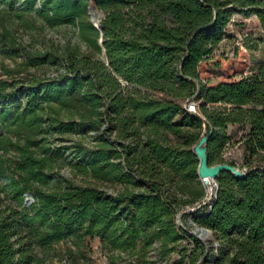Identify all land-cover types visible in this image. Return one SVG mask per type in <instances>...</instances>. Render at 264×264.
Masks as SVG:
<instances>
[{"label": "trees", "instance_id": "1", "mask_svg": "<svg viewBox=\"0 0 264 264\" xmlns=\"http://www.w3.org/2000/svg\"><path fill=\"white\" fill-rule=\"evenodd\" d=\"M17 1V16L76 24L81 40L94 53L104 47L106 58L75 44L63 53L59 78L32 74L27 82L17 78L23 68L3 66L0 264H53L54 243L78 235L132 254L158 241L162 256L191 239L171 264H264V62L249 72L245 53L231 58L219 45L237 12L264 23V0H94L104 11L101 31L86 20L89 0ZM14 2L0 0V11ZM0 37L23 49L25 67L48 53L59 59L27 50L4 23ZM189 98L197 112L182 105ZM229 123L247 128L239 139L243 174L221 170L212 204L193 216L219 243L206 254L203 241L178 227V213L204 197L192 149L202 136L208 166L235 164L223 154ZM76 129L98 131L96 146L78 143L82 168L119 181L117 192L75 184L55 169L61 151L45 134ZM54 180L64 185L49 189Z\"/></svg>", "mask_w": 264, "mask_h": 264}, {"label": "rangeland", "instance_id": "2", "mask_svg": "<svg viewBox=\"0 0 264 264\" xmlns=\"http://www.w3.org/2000/svg\"><path fill=\"white\" fill-rule=\"evenodd\" d=\"M92 1L94 3V0ZM20 3L21 1L15 0L11 10L0 11V32L4 23L20 45L27 50L51 53L53 51L55 53L53 55L59 56V59H54L48 53L45 55L46 58L43 62L25 67V65H22L26 57L23 49H16L4 44L0 37L1 77H6L3 73V66H9L23 68V72L17 78H23L26 82L32 74L42 78H59L66 70V61L63 53L67 47H74L75 44L78 45L81 51L93 53L95 57H101L102 52L94 53L93 47L88 46L87 43L81 40L76 24L65 22L55 26H43L39 21H34L35 13H27L19 17L16 15V7ZM96 8L101 12V17H103L104 11L98 7ZM86 20L92 22L88 13L86 14ZM224 38L220 44L221 50L225 51L229 57H236L237 59L240 58L242 53H245L250 66L249 72L258 63L264 62V23L256 14L235 13L226 27V36ZM98 42L101 44L99 39ZM148 91L155 96H165L158 90ZM192 100L189 98L182 100L181 103L185 106ZM61 117L67 120V111L62 112ZM246 129L242 125L228 124L227 132L230 133L231 138L225 146L223 154L226 160L234 161L235 164L232 165L228 162L220 164H225L239 172H243V168L240 166L243 156V145L239 139ZM97 133L98 131L94 130L80 131L79 129L63 134L48 132L45 134L47 137L45 141L52 149H60V155L54 160L55 169L68 176L73 183L95 185L108 192H117L122 187L119 181L113 178L95 177L90 172H85L82 168L84 158L79 151L78 143H82V145L87 147L96 146ZM63 185V181L54 180L49 189H58ZM209 202L210 200L202 208H198L194 212L204 211L206 209L205 206H209ZM191 205L194 206L196 203ZM184 209L186 207L182 210ZM193 221L201 225L194 219ZM177 225L183 230L186 228L192 229V226L188 223V215L185 213L178 216ZM136 244L138 247L142 245L139 241ZM184 245H187L188 248L191 247V239H182L165 256L159 254L158 241H154L144 254L141 252L132 254L131 249L117 248L112 243H109V246H105L99 237L78 235L54 243L53 264H143L144 261H148L149 264H171L178 258L181 247ZM208 262L209 259L203 260L200 264H208Z\"/></svg>", "mask_w": 264, "mask_h": 264}, {"label": "water", "instance_id": "3", "mask_svg": "<svg viewBox=\"0 0 264 264\" xmlns=\"http://www.w3.org/2000/svg\"><path fill=\"white\" fill-rule=\"evenodd\" d=\"M94 6H95V4H94ZM95 7H96V6H95ZM89 9H90V3H89L88 6H87V10H88L87 12H88V14L90 15V20H91L92 22H94L93 25H94L99 31H101V30H102V24H101V19H102V17L99 19L98 24H96L95 21L93 20V18L91 17V14H90ZM102 40H103V38L100 39V42H102ZM101 58H106V53H105V48H104V47L102 48ZM205 140H206V137H205V136H202V137L199 139V141H198V142L192 147V149H193V151L197 154V156H198V158H199V164H198L197 173H198L199 180L201 181L202 185H204V183H203V179H202V176H203V177H206L208 174H210V173L212 172V171H211L212 168L215 169V172H214V175H213V178H214V180H215V182H214V185H215V193H214V196L211 197L210 199H204V198H203L202 201L197 202L196 205L191 206V207H190V206H187L186 209L181 210V211L178 213V216L181 215L182 213H185V214L188 215V223L192 226V227H191L192 229H187V228H186V230H187L191 235L197 237V238L200 239V240H201V238H200L197 234H195L194 231H200V232H201L202 230H208V231H210L211 233H212V231H211L210 228H208V227H206V226L198 225V224H196V223L193 221V216H194V214H195L194 211L197 210V209H198L199 207H201L202 205L207 204L209 200H210V203L212 204L214 198H215L216 195H217V190H218V184H217V182H216V177H217V175H218L219 172H220L221 170H223V169L231 171V172H232L234 175H236V176H240V175L243 174V172H239L238 170H236V169H234V168H232V167H230V166H227V165H225V164L217 163V164H214V165L208 166V165L206 164V153H205V146H204V144H205ZM31 199H32V196H27V197L25 198L26 203L30 202ZM211 204H210V206H211ZM201 241H202V240H201ZM203 243L205 244V247H206V250H207V251H206V254H207V252L211 249V247H215V248H217V246H218V244H219L218 241H217L216 239H214V238H213V242H212V243H211V242L205 243L204 241H203ZM197 264H199V262H198ZM209 264H214V261L211 260V261L209 262Z\"/></svg>", "mask_w": 264, "mask_h": 264}, {"label": "bare ground", "instance_id": "4", "mask_svg": "<svg viewBox=\"0 0 264 264\" xmlns=\"http://www.w3.org/2000/svg\"><path fill=\"white\" fill-rule=\"evenodd\" d=\"M89 11L95 23L98 24V21L101 17V12L94 6V3L92 0H90ZM211 171L212 172L208 174L206 177L202 176L203 183H204L203 187L205 191V194H204L205 196L203 197L204 199H210L211 197L214 196V193H215V185H214L215 180L213 178L215 169L212 168ZM194 233L197 234L201 238V240L204 241L205 243L213 242V235L208 230H202L201 232L194 231Z\"/></svg>", "mask_w": 264, "mask_h": 264}, {"label": "built area", "instance_id": "5", "mask_svg": "<svg viewBox=\"0 0 264 264\" xmlns=\"http://www.w3.org/2000/svg\"><path fill=\"white\" fill-rule=\"evenodd\" d=\"M225 38H223L220 42H219V45L221 44V42L224 40ZM185 108L189 111H192V112H197V102L195 100H192L191 102H189L187 105H185ZM196 144V143H195ZM194 144V145H195ZM193 145V146H194ZM210 203V202H209ZM178 221V219H177Z\"/></svg>", "mask_w": 264, "mask_h": 264}]
</instances>
